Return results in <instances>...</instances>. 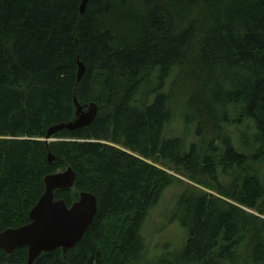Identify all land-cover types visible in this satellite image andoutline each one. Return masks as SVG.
I'll list each match as a JSON object with an SVG mask.
<instances>
[{
	"label": "trees",
	"instance_id": "obj_1",
	"mask_svg": "<svg viewBox=\"0 0 264 264\" xmlns=\"http://www.w3.org/2000/svg\"><path fill=\"white\" fill-rule=\"evenodd\" d=\"M80 3L0 0V234L27 225L44 178L70 167L55 199L92 194L97 214L73 250L34 264H138L150 210L181 182L161 167L218 196L182 183L169 221L187 240L158 264H264V0ZM74 98L97 106L94 123L47 148ZM175 118L194 125L187 152L164 137ZM26 261V247L0 249V264Z\"/></svg>",
	"mask_w": 264,
	"mask_h": 264
},
{
	"label": "water",
	"instance_id": "obj_2",
	"mask_svg": "<svg viewBox=\"0 0 264 264\" xmlns=\"http://www.w3.org/2000/svg\"><path fill=\"white\" fill-rule=\"evenodd\" d=\"M87 4L88 0H81L80 14L84 13ZM84 72V64L78 62L77 82L82 79ZM73 103L75 106L74 119L68 123L55 125L47 131L43 140L47 148L50 143L55 142L53 137L58 133L62 131L75 132L94 123L98 112L94 103L82 106L76 98ZM122 151L128 153L126 150ZM55 160L51 153H48V164H52ZM75 181L76 175L70 167H67L63 172L46 176L44 178L45 191L30 211L29 223L23 227L9 229L1 233L0 249L11 254L17 248L26 247V264H34L42 254L57 249L62 250L63 253L73 250L83 239L98 211L97 200L89 193H80L78 200L70 208L67 207L64 200L55 199L56 191L71 190Z\"/></svg>",
	"mask_w": 264,
	"mask_h": 264
},
{
	"label": "rangeland",
	"instance_id": "obj_3",
	"mask_svg": "<svg viewBox=\"0 0 264 264\" xmlns=\"http://www.w3.org/2000/svg\"><path fill=\"white\" fill-rule=\"evenodd\" d=\"M172 79L173 76L166 82V90H168ZM231 131L233 130L231 129ZM231 136L234 144H237V134L233 133ZM164 137L181 139L186 152L190 145L198 142L194 135V125L186 126L178 118H175L166 128ZM127 152L129 153V151ZM159 168L169 175L175 176L181 182H174L170 187L166 188L161 194L158 204L150 210L141 231L144 240V251L142 260L138 264H158L162 258L172 257L182 250L187 240V233L177 222L171 223L169 220L176 209L178 198L185 190L184 185H191L210 195L218 196L210 190L191 183L180 174L165 168ZM220 181L222 184L227 183V180L223 178ZM239 253L241 255V251ZM237 264H242V260L239 259Z\"/></svg>",
	"mask_w": 264,
	"mask_h": 264
}]
</instances>
